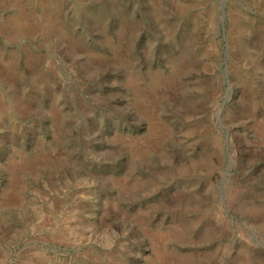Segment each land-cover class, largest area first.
<instances>
[{"label":"rangeland","instance_id":"rangeland-1","mask_svg":"<svg viewBox=\"0 0 264 264\" xmlns=\"http://www.w3.org/2000/svg\"><path fill=\"white\" fill-rule=\"evenodd\" d=\"M0 264H264V0H0Z\"/></svg>","mask_w":264,"mask_h":264}]
</instances>
